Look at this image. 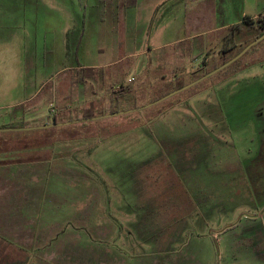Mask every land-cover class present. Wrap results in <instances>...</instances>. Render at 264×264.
Instances as JSON below:
<instances>
[{
  "label": "rangeland",
  "instance_id": "1",
  "mask_svg": "<svg viewBox=\"0 0 264 264\" xmlns=\"http://www.w3.org/2000/svg\"><path fill=\"white\" fill-rule=\"evenodd\" d=\"M123 1L0 0V125L50 118L31 144L79 153L74 162L84 164L68 173L85 184L79 196L92 199L90 184L101 183L100 197L118 201L117 236L127 245L182 248L174 256L196 264H264V41L242 56L238 73L217 72L140 111L55 125L56 102L43 101V117L30 110L37 90L48 95L54 84L58 97L70 95L72 109L91 106L95 116L112 104L134 108L133 96L146 106L252 40L256 30L243 23L245 15L264 21V0ZM176 50L189 58L177 61ZM167 53L175 58L163 64ZM79 63L97 68L89 83ZM81 87L86 99L75 101ZM79 112L65 119L82 118ZM163 148L178 154L180 170L193 165L182 173L184 185L162 163Z\"/></svg>",
  "mask_w": 264,
  "mask_h": 264
},
{
  "label": "crops",
  "instance_id": "2",
  "mask_svg": "<svg viewBox=\"0 0 264 264\" xmlns=\"http://www.w3.org/2000/svg\"><path fill=\"white\" fill-rule=\"evenodd\" d=\"M214 7L215 10L220 9L221 13H225L220 1H215ZM178 51L177 61L183 59L182 56L189 58L182 50ZM178 51L176 50L175 54ZM171 57L174 60L175 56L167 53L163 64ZM78 67L97 69L81 63ZM174 67L171 73L178 71V66ZM88 78L84 80L85 84L89 83ZM177 78L180 77L176 76L174 80ZM56 90L55 84L49 88L48 95L37 90L38 94L35 93L36 98L30 110L41 113L39 115L43 117V101L51 102L50 105L56 102V108L50 109L51 114L55 116L56 121L67 122L66 115L79 111L68 105L70 95H65L62 91L58 97ZM84 91V88H78L77 96L73 99H86L79 96ZM83 107L86 110L91 106ZM103 109L106 107H102ZM93 110L96 111L94 108ZM38 120H41L38 125L26 121L0 125V264H196L174 256L181 254L184 250L182 248H135L122 241L123 235L117 236L118 232L122 231L116 225V222H119L115 208L118 201L109 194L107 198L100 197L101 183L90 184L97 195L94 194L92 199L79 196V190L85 187V184L82 181L75 184L77 176L68 174L69 169L78 170L80 162L77 159L79 163H75L74 158H77L79 153L58 147H52L50 150L37 149L38 145H32V142H37L38 137H35L33 131L38 128L31 127L47 123L45 118L39 117ZM198 134L200 137L208 136L206 132ZM49 138L51 137H44L48 142L67 140L59 136ZM162 151V163L170 170L175 180H178L175 183L184 185L182 173L192 170L193 165H187L185 170H180L177 164L180 160L178 154L173 152L171 158L168 154L170 151L166 153L165 148ZM80 164L84 163L81 161ZM172 165L175 169L171 168ZM69 180L73 181L70 183L74 190L71 197H68L65 191L70 189L67 182ZM234 186L237 190L239 184ZM145 203L142 201V205ZM126 204L129 205V201L125 200ZM147 204L148 202L145 205ZM119 212L121 213V210ZM123 215L122 218H128L126 214ZM182 216L178 213L176 221L181 220ZM118 243H122L124 247L117 245Z\"/></svg>",
  "mask_w": 264,
  "mask_h": 264
},
{
  "label": "trees",
  "instance_id": "3",
  "mask_svg": "<svg viewBox=\"0 0 264 264\" xmlns=\"http://www.w3.org/2000/svg\"><path fill=\"white\" fill-rule=\"evenodd\" d=\"M137 1L138 0H124L123 2H122V5L123 6H126V7H134L136 4H137ZM243 23L245 24V25H248V26H251L252 28H255V30H256V34H255V36L253 37V39L252 40H250L249 42H247L244 46H242L241 48H239V50H237V52L234 54V55H232V56H230V58L229 59H231L233 56H235L236 54H238L247 44H249L250 42H252L253 40H255L256 38H258L259 36H261L262 34H264V21L262 20H258V21H254L253 19H252V17H250V15H245L244 17H243ZM256 26H255V25ZM262 41H264V39L262 40ZM262 41L261 42H259L258 44H260V43H262ZM258 44H256L255 46H253L251 49H249L247 52H246V54L244 55V56H246L247 54H249V53H251L256 47H257V45ZM242 58V57H241ZM238 59L237 61H235L234 63H232L231 65H229L228 67H226L225 69H223V70H221V71H223V72H228V71H231L233 74H236V73H238L239 71H240V64H241V60L242 59ZM217 67V66H216ZM82 69V71L80 70V73H84V76L82 77V79H85L86 77H90V76H92V74L94 75V70H93V68H87V67H83V68H81ZM220 72V71H219ZM89 73V75H87L86 76V74H88ZM197 79V78H196ZM195 80V79H194ZM185 84H187V83H184V82H179V83H177V84H174L172 87H171V89H169V90H167V91H165L164 93H162L161 95H159V96H157L154 100H156V99H158V98H160V97H162V96H164V95H166V94H168V93H170L171 91H173V90H175V89H178V88H180V87H182V86H184ZM128 97H132L131 95H128ZM133 98H134V106L133 107H138L137 106V102H136V97L135 96H133ZM153 100V101H154ZM120 110H122V109H120L119 108V106L117 105V104H112L111 105V107L109 108V109H103L100 113H101V115L102 114H106V113H112V112H117V111H120ZM82 115H81V117L82 118H91V117H93V116H95V114H94V112H92V110H90V109H86V110H82V113H81ZM76 119H79V117H76ZM70 120V119H69ZM83 124H87V122H84Z\"/></svg>",
  "mask_w": 264,
  "mask_h": 264
},
{
  "label": "water",
  "instance_id": "4",
  "mask_svg": "<svg viewBox=\"0 0 264 264\" xmlns=\"http://www.w3.org/2000/svg\"><path fill=\"white\" fill-rule=\"evenodd\" d=\"M264 39V34H262L261 36H259L258 38H256L255 40H253L252 42H250L249 44H247L238 54H236L235 56H233L231 59L227 60L226 62H224L223 64L219 65L218 67L214 68L213 70L205 73L204 75L200 76L199 78L185 84L184 86L175 89L173 91H171L170 93L152 101L150 104L146 105V106H141V107H134L132 109H126L123 111H117V112H112V113H106V114H102V115H98V116H93L91 118H79V119H75V120H69L67 122H56V118L54 115H52V119H53V124L55 125H66V124H71V123H80V122H88L91 121L93 119H99V118H103V117H108V116H115V115H121V114H127V113H131V112H136V111H140L143 110L145 108H148L150 106H153L155 104H158L160 102H163L173 96H175L178 93H181L195 85H197L198 83L204 81L206 78L214 75L215 73L225 69L226 67H228L229 65H231L232 63H234L235 61H237L238 59H240L249 49H251L253 46H255L256 44H258L259 42H261ZM46 121H48V118H46ZM52 123H46L42 126H36V127H31V128H41V127H49L51 126ZM11 129H16V128H11ZM19 129V128H18Z\"/></svg>",
  "mask_w": 264,
  "mask_h": 264
}]
</instances>
